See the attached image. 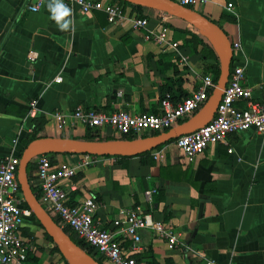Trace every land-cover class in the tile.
<instances>
[{
    "label": "crops",
    "instance_id": "1",
    "mask_svg": "<svg viewBox=\"0 0 264 264\" xmlns=\"http://www.w3.org/2000/svg\"><path fill=\"white\" fill-rule=\"evenodd\" d=\"M51 2L45 0L38 11H32V0H0V157L14 148L20 152L33 133L32 100H37L42 136L82 139L88 132L82 123L61 132L50 115L79 107L158 113L167 88L180 101L201 89L204 76L214 77L207 66L215 61L204 59L202 44H185L186 35L174 30L170 37L180 43L176 50L146 37L162 22L196 31L183 20L163 21L161 11L122 5L128 16H148L147 29H134L130 20L110 23L103 11L83 13L78 5L62 2L71 10L65 18L71 23L62 29L52 18ZM228 2L233 3L232 10ZM193 8L218 24L232 44L240 43L233 52V66L244 67L245 84L260 99L264 0H214ZM94 131L108 140L123 139L111 127ZM228 143L210 144L190 163L175 141L156 151L160 154L153 158L154 164L142 163L139 156L125 160L98 156L73 178L71 202L93 197L100 203L98 221L128 249L132 241L124 237V223L114 225L124 209L139 207L181 234L179 245L171 249L153 230H141L139 248L130 255L144 264H207L208 260L264 264V134L248 129L230 134ZM53 157L74 165L83 154ZM24 232L36 243V252L38 246L55 247L44 229L31 221L25 223ZM56 253L43 254V264H57ZM96 256L105 264L102 256Z\"/></svg>",
    "mask_w": 264,
    "mask_h": 264
},
{
    "label": "built area",
    "instance_id": "2",
    "mask_svg": "<svg viewBox=\"0 0 264 264\" xmlns=\"http://www.w3.org/2000/svg\"><path fill=\"white\" fill-rule=\"evenodd\" d=\"M29 5L32 11H38L45 0H32ZM182 5L193 7L214 0H174ZM65 5H78L83 13L94 10L103 11L110 23L123 24L130 20L134 29H147L148 16L135 13L126 15L122 4L112 0H62ZM227 8L232 10L233 3ZM170 16L162 12V20ZM171 29L162 22L157 31H150L146 37L161 47L178 49L180 43L170 37ZM240 43L233 44V51L240 49ZM186 61L187 57L182 58ZM246 73L243 66L235 65L219 102L215 117L200 129L182 135L175 140L187 162H193L213 143H228V136L233 133L254 129L264 134V92L260 99H255L253 89L245 84ZM57 80H61L60 77ZM216 83L212 76L202 79L200 90L180 101H175L169 94L160 100V112H139L133 114L123 108L112 112L94 108H77L73 111H55L50 115L58 130L65 131L72 124L82 123L91 130L111 127L120 137L142 136L146 132H164L182 121L191 118L207 102ZM29 116L37 117V100L29 104ZM17 140L15 141V144ZM233 152V148H229ZM14 148L9 154L0 157V264H26L28 254L36 251V243L24 232L25 223L31 218L32 211L23 206L24 197L18 180V167L21 156ZM155 152L153 158H159ZM97 156L83 154L77 164L59 161L51 154H42L33 160L35 168L29 176L32 188L40 191L38 199L44 208L62 228L67 227L78 239L83 240L104 258L105 264H144L130 255L136 251L141 240L140 231L151 229L156 236L164 239L171 249L179 245L181 234L164 221L158 220L150 212L141 208H129L121 211V217L114 225L124 223L122 232L125 238L132 241L128 248L116 237L111 229L101 225L96 218L100 205L93 197H87L78 203L71 202V192L75 189L73 178L85 166L93 164ZM55 246V244H53ZM207 264H218L208 260Z\"/></svg>",
    "mask_w": 264,
    "mask_h": 264
},
{
    "label": "water",
    "instance_id": "3",
    "mask_svg": "<svg viewBox=\"0 0 264 264\" xmlns=\"http://www.w3.org/2000/svg\"><path fill=\"white\" fill-rule=\"evenodd\" d=\"M161 11L170 17L187 22L212 45L220 61L216 87L203 107L187 121L171 129L135 139L90 140L71 137L42 136L31 141L21 154L18 180L24 201L52 238L68 264H100L83 250L55 221L36 197L29 181L28 167L42 154H92L96 156H137L173 139L192 133L209 123L216 115L219 102L227 85L233 61V44L226 32L196 9L174 0H119Z\"/></svg>",
    "mask_w": 264,
    "mask_h": 264
},
{
    "label": "trees",
    "instance_id": "4",
    "mask_svg": "<svg viewBox=\"0 0 264 264\" xmlns=\"http://www.w3.org/2000/svg\"><path fill=\"white\" fill-rule=\"evenodd\" d=\"M112 1H117V2H119L120 4H122L124 6H130L132 9H134L136 11H141L142 9H144V7H142V6L134 5V4H131V3H128V2L119 1V0H112ZM173 18H175V17H173ZM165 24L171 30H174L176 32L185 34L186 35V39L184 41L185 44L192 45L193 47H197L199 44L203 45L202 53H203L204 59L205 60H214L215 61L214 63L213 62L208 63L207 68L210 71H214L213 80L216 83L217 79H218L219 72H220L219 60H218L217 54L215 53L213 47L210 44L205 42V40H207V39L204 36H202L200 33H198L197 31H194L192 29H189V28L182 29V28H179V27L175 26L171 22H166ZM232 67H233V62H232ZM167 92L169 93L171 98L174 100L173 95L171 94V89L170 88H167L166 90H164V96L167 94ZM34 121H35V124H34L33 133L31 134L30 137H28L26 140L23 141L24 142L23 148L18 153L19 156H21L23 150L26 148V146L31 141H33L34 139H37L39 137H42V135L40 134L42 122L39 121L38 118H35ZM159 133H161V132H147V133H145L143 135V137L154 135V134H159ZM135 138H138V137L134 136V135L123 137V139H135ZM82 139L108 140L110 138H108V137L104 138L97 131H94V130H91V129L88 128V132H87L86 136L83 137ZM175 140L176 139H173V140H171V141H169V142H167V143H165V144H163L161 146H158L157 148L153 149L152 151H149V152H146V153H143V154H139L137 156L142 158V163H144V164H154L155 163V160L153 159L154 153L156 151H158L159 149H161L164 145H166V144H168L170 142H173ZM152 152H153V154H152ZM51 155L53 156V155H55V153L51 154ZM94 156H96V155H94ZM104 157H115V158L120 159V160H125V159H128L130 156H107L106 155ZM34 168H35L34 162H31L29 167H28V174H29L30 177L32 176ZM33 191H34L36 197L39 199L40 198L39 189L36 186H34L33 187ZM23 206L26 207V208H29L25 201L23 202ZM54 219H55L56 222L59 221L57 218H54ZM28 221L33 222L35 224V226H37L38 228L43 229V227L41 226L40 222L36 219V217L34 216L33 213H32L31 218ZM63 229L83 250L87 251L90 255H92L100 264L103 263L102 259L96 256V253L93 252L92 248L87 243H85L83 240L78 239L77 237H75L72 234V232H71V230L69 228L64 227ZM45 234L48 237V239L52 243H54L52 238L46 232H45ZM55 252L59 253L61 255V257L65 260V258L62 256V254L60 253V251H59V249L57 248L56 245H55V247L49 248V249L44 248L42 246H38V252L35 251V252H30L28 254V259L26 261V264H43V258H44L43 254H46V253L53 254ZM65 262L68 264V262L66 260H65Z\"/></svg>",
    "mask_w": 264,
    "mask_h": 264
},
{
    "label": "clouds",
    "instance_id": "5",
    "mask_svg": "<svg viewBox=\"0 0 264 264\" xmlns=\"http://www.w3.org/2000/svg\"><path fill=\"white\" fill-rule=\"evenodd\" d=\"M48 7L51 10L52 18L57 24L62 29H67L71 21L65 18L70 16L71 10L62 3V0H52Z\"/></svg>",
    "mask_w": 264,
    "mask_h": 264
},
{
    "label": "rangeland",
    "instance_id": "6",
    "mask_svg": "<svg viewBox=\"0 0 264 264\" xmlns=\"http://www.w3.org/2000/svg\"><path fill=\"white\" fill-rule=\"evenodd\" d=\"M192 27V26H191ZM193 29H195L194 27H192ZM54 259H55V262L57 263V264H62V263H64L65 262V260L61 257V255L60 254H58V253H56L55 255H54Z\"/></svg>",
    "mask_w": 264,
    "mask_h": 264
}]
</instances>
